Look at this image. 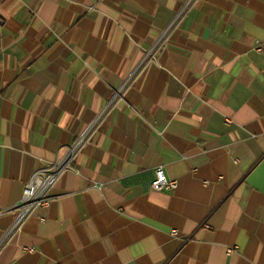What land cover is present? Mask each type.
<instances>
[{
  "label": "crops",
  "instance_id": "obj_1",
  "mask_svg": "<svg viewBox=\"0 0 264 264\" xmlns=\"http://www.w3.org/2000/svg\"><path fill=\"white\" fill-rule=\"evenodd\" d=\"M166 263L264 264V0H0V264Z\"/></svg>",
  "mask_w": 264,
  "mask_h": 264
},
{
  "label": "built area",
  "instance_id": "obj_2",
  "mask_svg": "<svg viewBox=\"0 0 264 264\" xmlns=\"http://www.w3.org/2000/svg\"><path fill=\"white\" fill-rule=\"evenodd\" d=\"M256 51L261 52V48L257 46ZM101 117L102 115L90 124L74 142L66 148L64 155L60 159L37 169L33 173L32 177L23 188L20 201L13 209L15 218L9 233L18 231L35 209L49 205L52 199L50 195L51 190L56 185L60 176L67 171L76 160L92 133L99 127ZM151 189L156 192L175 190L177 189V182L168 180L164 169L158 167L151 182ZM204 227L206 229L210 228L208 225ZM171 235L177 237L178 232L173 230ZM228 252H232V249H229Z\"/></svg>",
  "mask_w": 264,
  "mask_h": 264
}]
</instances>
